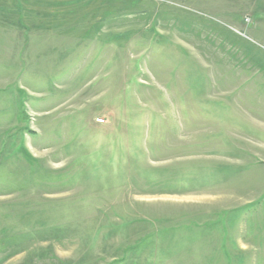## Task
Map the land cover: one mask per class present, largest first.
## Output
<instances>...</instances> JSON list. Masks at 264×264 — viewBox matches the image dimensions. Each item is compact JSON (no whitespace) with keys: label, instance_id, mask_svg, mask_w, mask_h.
Wrapping results in <instances>:
<instances>
[{"label":"rangeland","instance_id":"rangeland-1","mask_svg":"<svg viewBox=\"0 0 264 264\" xmlns=\"http://www.w3.org/2000/svg\"><path fill=\"white\" fill-rule=\"evenodd\" d=\"M0 264H264V0H0Z\"/></svg>","mask_w":264,"mask_h":264},{"label":"built area","instance_id":"built-area-1","mask_svg":"<svg viewBox=\"0 0 264 264\" xmlns=\"http://www.w3.org/2000/svg\"><path fill=\"white\" fill-rule=\"evenodd\" d=\"M99 123H100V124H103V123H104V121H99Z\"/></svg>","mask_w":264,"mask_h":264}]
</instances>
